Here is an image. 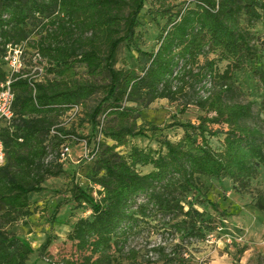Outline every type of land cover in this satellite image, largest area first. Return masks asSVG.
Masks as SVG:
<instances>
[{
	"label": "trees",
	"instance_id": "obj_1",
	"mask_svg": "<svg viewBox=\"0 0 264 264\" xmlns=\"http://www.w3.org/2000/svg\"><path fill=\"white\" fill-rule=\"evenodd\" d=\"M157 1L166 23L149 52L141 49L137 32L146 0H0V86L10 76L4 62L8 45L25 46L30 67L35 65L33 55L39 54L44 70L41 78L26 69L15 74L14 116L0 126L5 150L0 166V264H28L33 249L7 227L31 217L30 196L42 194L47 181L65 174V163L59 162L63 150L90 142L67 123L97 95L101 99L85 113L97 130L90 147L97 196L91 189L73 187L75 209L88 207L89 216L77 219L68 235L75 256L49 264H121L124 257L138 264L137 251L125 255L127 244L159 214L164 219L183 216L171 227L173 237L201 239L195 205L218 207L201 198L189 202L186 211L185 202L199 195L200 179H229L240 191L257 177L264 164L262 132L250 124L255 120L252 105L232 102L229 95L235 73L257 59L251 31L264 21V0H183L175 13L169 0ZM123 46L137 54L134 67H117ZM216 54L218 59H210ZM221 58L229 62L223 73L217 69ZM81 67L88 77L81 76ZM196 82L214 86H202L207 95L201 96ZM183 99L181 114L195 99L203 115L198 124L178 121L167 126L183 130L179 141L164 139L158 150L131 146L127 155L120 153L132 139L146 137L148 130L137 123L142 110L157 100ZM215 126L226 129L220 151L210 145L220 134ZM146 167L151 172L141 174L139 168ZM255 206L264 213V192ZM51 245L48 238L40 253ZM152 252L163 264L177 261L164 247Z\"/></svg>",
	"mask_w": 264,
	"mask_h": 264
},
{
	"label": "rangeland",
	"instance_id": "obj_2",
	"mask_svg": "<svg viewBox=\"0 0 264 264\" xmlns=\"http://www.w3.org/2000/svg\"><path fill=\"white\" fill-rule=\"evenodd\" d=\"M182 1L169 0L174 13L179 11ZM162 10L159 1L146 0L137 29L141 38L140 47L145 51L150 52L156 48L159 29L166 23V19L158 14ZM251 32L257 59L248 62L241 71L235 73L232 83L234 92L229 98L235 103L252 105L255 120L250 124L260 128L264 141V21L257 23ZM36 39L34 36V40ZM136 58L135 52L123 46L119 52L117 67L121 69L134 67ZM218 58L217 54L210 56V59ZM228 63L227 60L219 59L218 71L223 73ZM29 67L27 65L26 70H30ZM78 71L81 76L88 77L84 67L78 68ZM202 86L211 89L214 85L209 82L202 84L196 82V92L201 96L207 95ZM100 99L101 95H97L83 106L82 112L74 114L70 119L67 118L68 128L74 129L84 141L89 138L90 142L72 145L70 155L64 162L65 174L47 181L42 194L30 196L33 215L7 227L11 235L26 240L33 249L28 264H49L75 256V249L68 235L77 219L89 216L86 212L89 208L75 209L72 189L78 185L83 190H93L97 196V188L93 187L91 179L95 162L87 161L84 157L85 152L88 153L90 147L94 146L97 130L87 120L85 113ZM194 101L195 99L189 101L190 105L184 114H181L180 110L181 104L186 103L185 99L179 103L157 100L148 109L142 110L137 123L148 130L146 137L132 139L128 148L119 149L120 153L127 155L131 146L158 150L160 140L164 139L179 141L184 134L183 130L167 126L178 121H192L198 124V117L202 116L203 112L194 106ZM151 126L159 127L161 131L153 133L150 130ZM213 130H219L220 134L210 139V145L214 150L220 151L226 129L215 126ZM151 170V167L139 168L141 174H148ZM199 189L197 197H190L185 202L186 211L189 202L196 203L201 198L208 199L211 204L218 207L214 210L209 205L203 206L198 203L195 205V210L200 215L194 213V220L196 229L203 234L201 239L181 235L173 237L169 233L171 227L180 222L183 216L179 214L175 219H164L159 214L144 223L140 231L130 238L125 255L130 250H135L139 253L138 264H148V261L149 264H163L159 254L152 252V249L164 247L166 255L176 258L175 264H264V213L255 206L259 194L264 192V164L260 167L257 177L250 181L248 189L237 191L232 180L218 181L208 178L200 179ZM48 238H51L52 245L47 253L41 254V247ZM120 263L133 264L125 257L121 258Z\"/></svg>",
	"mask_w": 264,
	"mask_h": 264
},
{
	"label": "built area",
	"instance_id": "obj_3",
	"mask_svg": "<svg viewBox=\"0 0 264 264\" xmlns=\"http://www.w3.org/2000/svg\"><path fill=\"white\" fill-rule=\"evenodd\" d=\"M29 55L26 54L25 46H7V53L4 57V62L6 67L10 72V76L0 86V126L4 121H11L13 113V105L15 101V95L12 89L13 78L15 74L22 72L27 69ZM35 65L29 67L32 74H36L35 78H41L43 74V60L39 54L35 53L32 58ZM78 110L75 111L76 114ZM88 151V150H87ZM71 150L65 148L61 154L59 162H65L66 158L70 155ZM85 159L88 161L92 160L95 157V153L92 150L85 152ZM5 162V150L3 143L0 141V166Z\"/></svg>",
	"mask_w": 264,
	"mask_h": 264
}]
</instances>
